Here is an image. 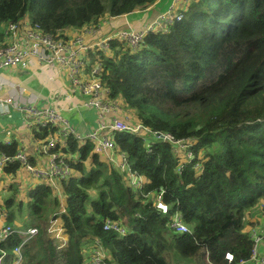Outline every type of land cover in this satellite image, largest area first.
Segmentation results:
<instances>
[{
  "label": "trees",
  "instance_id": "obj_1",
  "mask_svg": "<svg viewBox=\"0 0 264 264\" xmlns=\"http://www.w3.org/2000/svg\"><path fill=\"white\" fill-rule=\"evenodd\" d=\"M157 1L0 0V45L5 25L22 18L67 39L70 30L98 25L106 14L126 15ZM180 12L168 32H148L137 50L117 37L107 50L92 49L87 71L102 63L99 78L121 103L124 120L187 146L176 152L169 140L115 132L116 157L127 160L122 170L72 134L52 150L64 154L72 171L56 186L38 181L29 188L20 161L3 166L0 185L8 195L0 197V217L15 228L38 229L22 248V264H86L97 240L105 264H228L227 252L235 263L251 257V230L263 224L257 214L255 221L245 217L258 206L264 212V0H192ZM56 134V127H38L32 138ZM19 150L18 139L0 141V154ZM42 158L29 159L39 165ZM131 173L141 187L131 184ZM160 194L168 215L155 208ZM175 212L189 232L171 227ZM52 218L68 237L63 247L49 232ZM108 220L128 232L105 229ZM24 240L14 233L0 243L4 264H13Z\"/></svg>",
  "mask_w": 264,
  "mask_h": 264
},
{
  "label": "built area",
  "instance_id": "obj_2",
  "mask_svg": "<svg viewBox=\"0 0 264 264\" xmlns=\"http://www.w3.org/2000/svg\"><path fill=\"white\" fill-rule=\"evenodd\" d=\"M182 2L183 0H174L171 7L161 13V15L163 14L160 15L161 19L158 16L155 22L144 30H135L130 27L127 30L118 31L114 35L93 41L90 39L96 36L99 37L102 23L86 26L80 31L70 33L67 39L57 38L52 34L45 33L40 24L32 22L29 18H22L5 25V41L0 45V114L9 116L13 107L22 113L23 122L29 129L53 126L57 128L58 134L39 142L38 153H43L44 163L31 164L26 148L21 146L15 156L0 154V169L6 164L17 160L23 164L27 173L33 179L40 182H50L56 186L58 179L69 177L72 171L64 158V154L52 150L56 149L61 141L65 146L66 139L72 134L80 140L91 141L97 153L105 154L112 163L122 170L127 168V160L124 154H120V160L116 157L115 142L113 136H111L115 132L127 131L148 138L151 142L159 139L169 140L175 144L176 152L186 147L187 144L184 141L176 140L170 134H152L142 124H130L126 121L128 117L124 120L123 117L117 114V111L121 114L124 112L119 102L110 97L109 89L99 78L103 69L102 63L97 62L90 71H87L89 52L96 47L103 50L109 49V41L113 37L121 38L132 50H137L147 32L155 30L168 32L169 26L183 17L180 12L183 8H179ZM14 67L24 70L57 68L66 73L71 86L79 89L84 95L85 99L82 105L85 108H93L97 111L98 126L96 129L88 133H80L76 131L71 121L63 115L60 106L49 105V101L46 102L47 104L44 103L46 105H39L34 97L25 98L22 92L16 93L15 86L11 85L9 80L1 74L3 70ZM61 96L62 94L58 93L51 101H59ZM73 108L74 105H71L69 110L71 111ZM141 183V177L131 173V184L134 187H141ZM155 208L162 215L170 213V206L163 201L161 194L155 200ZM171 227L178 233L190 231L179 212L172 215ZM105 229L114 230L121 235L128 232V229L121 222L113 220H108L105 223ZM49 232L59 240L61 247L66 245L68 237L57 219L52 220ZM14 233L25 236V240L14 249L15 259L13 264H22L24 259L22 248L27 241L37 235L38 229L29 227L22 230L4 224L0 227V243ZM251 238L254 244L251 257L235 263L232 253L227 252L225 258L228 264H264V250H261V245H264V224L262 227H255L251 230ZM5 256L6 253H3L0 264H4ZM104 259L105 254L102 244L97 240L93 253L86 264H105Z\"/></svg>",
  "mask_w": 264,
  "mask_h": 264
},
{
  "label": "crops",
  "instance_id": "obj_3",
  "mask_svg": "<svg viewBox=\"0 0 264 264\" xmlns=\"http://www.w3.org/2000/svg\"><path fill=\"white\" fill-rule=\"evenodd\" d=\"M173 1L174 0H158L154 5L147 9L136 10L135 12L126 15L113 17V19H109L108 21L102 23V29L99 32V37L96 36L90 40H98L100 38L114 35L118 31L123 30H118L120 25L123 23L129 25L131 20L128 18L134 15L136 16V21L138 22V29H136L134 24L131 22V25L129 26L134 27L135 30H143L147 25L154 22V18L158 15V13L160 14L166 11ZM122 18H125V20L123 21ZM74 32H76V30H70V33ZM44 69H50L51 72L46 74L43 72ZM5 72L7 75H2L9 80L11 85L13 84L15 86L16 93L22 92L25 98L34 97L38 101L39 105H46V102L49 101V105L53 104L55 107L60 106L63 115L71 121L76 131L84 134L94 131L98 126L97 111L93 108H85L82 105L85 97L79 89L71 86L66 73L57 68L24 70L19 69L18 67L6 69ZM14 76H19L22 80L18 82L14 79ZM49 84H52L53 89H49ZM51 93H53V98L51 97ZM58 93L62 94L60 100L55 102L51 101L54 100ZM71 105H74V108L70 111L69 107H71ZM119 105L122 108L120 102ZM89 112L90 114H88ZM67 114H72L71 119L67 117ZM117 114L123 117V113L121 114L117 111ZM32 131L33 130L29 129L23 122L21 127L15 126L14 130L10 132L9 137L6 138L4 142L10 143L13 139H18L19 147L24 146L29 156H34L39 154V142L32 138ZM61 143H63V141H61ZM118 159L120 160L121 157ZM27 180L30 184V187L28 186L29 188L33 187L38 182L36 179L31 177H28ZM5 195H8V191L5 192L3 190V185H0V197H4ZM19 195H21V193ZM5 223L6 216L2 215L0 217V227Z\"/></svg>",
  "mask_w": 264,
  "mask_h": 264
},
{
  "label": "rangeland",
  "instance_id": "obj_4",
  "mask_svg": "<svg viewBox=\"0 0 264 264\" xmlns=\"http://www.w3.org/2000/svg\"><path fill=\"white\" fill-rule=\"evenodd\" d=\"M191 1L192 0H183V2H182V4L179 6V8H187L188 6H189V4L191 3ZM171 7V5H169V7L168 8H170ZM161 15V13L159 14L158 13V15L154 18V22H155V20L158 18V16H160ZM163 15V14H162ZM161 15V16H162ZM161 16H160V18L159 19H161ZM109 19H113L112 17H110L109 16V14H106L105 16H104V18L103 19H101V22L100 23H103V22H106V21H108ZM129 20H131L130 22L131 23H133L134 24V26L136 27V29H138L137 28V25H138V22L136 21V16L134 15V16H130L129 18H128ZM122 20L124 21L125 20V18H122ZM142 20V19H141ZM129 22V25H131V23ZM144 22V21H143ZM153 22V23H154ZM153 23H151V24H153ZM151 24H149V25H151ZM129 25H127V24H125V23H123L122 25H120V28L118 29V30H121V29H123V30H127V29H129L131 26H129ZM149 25H147L144 29H146ZM132 28H134V27H132ZM143 29V30H144ZM148 33V32H147ZM43 72L44 73H50L51 72V70L50 69H44L43 70ZM1 74H3V75H7L6 74V72H5V70H3L2 72H1ZM14 79L16 80V81H21L22 80V78L21 77H19V76H14ZM49 89H53V86H52V84H49ZM51 91V90H50ZM51 97L53 98V93H51ZM88 114H90V112L88 113ZM67 117L68 118H70L71 119V117H72V114H67ZM73 122V121H72ZM22 123H23V116H22V113H20L19 111H17V110H15L13 107H12V112H11V114L9 115V116H7V115H1L0 114V141L1 140H5L6 138H8L9 137V135H10V132L12 131V130H14V128H15V126L16 127H21V125H22ZM24 193H21V195L19 196L23 201H27V196H26V193H27V190L26 191H23ZM260 205V204H259ZM256 214H257V216H258V218H259V220H260V222L259 223H261V224H263V222H264V212H263V210H261L260 209V207L258 206L255 210H252L251 212H249L247 215H246V217H245V221H248V220H256ZM53 219V218H52ZM51 219V220H52ZM59 223H61V221L59 222ZM250 226L248 225V224H246V222H245V225H244V228H243V230L245 231V232H250ZM261 250L263 251L264 250V245H261ZM170 262L171 263H175V260H174V258L173 259H170Z\"/></svg>",
  "mask_w": 264,
  "mask_h": 264
},
{
  "label": "bare ground",
  "instance_id": "obj_5",
  "mask_svg": "<svg viewBox=\"0 0 264 264\" xmlns=\"http://www.w3.org/2000/svg\"><path fill=\"white\" fill-rule=\"evenodd\" d=\"M190 152V151H189ZM120 153V152H119ZM119 153H118V155H119Z\"/></svg>",
  "mask_w": 264,
  "mask_h": 264
}]
</instances>
